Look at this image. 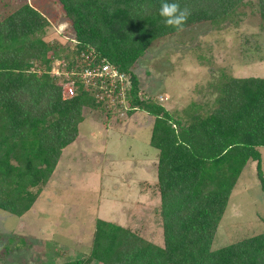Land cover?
<instances>
[{"label":"trees","instance_id":"1","mask_svg":"<svg viewBox=\"0 0 264 264\" xmlns=\"http://www.w3.org/2000/svg\"><path fill=\"white\" fill-rule=\"evenodd\" d=\"M73 31L82 66L92 47L95 65H112L130 80L127 117H153L149 144L157 150L156 182L163 246L97 219L85 260L61 264H264V232L211 249L235 183L248 161L264 191L258 148H264V78L229 77L212 87L213 106L183 121L162 105L139 98L132 67L155 40L176 33L159 16L161 0H57ZM173 2V0H169ZM190 16L184 29L213 25L244 0H175ZM264 21V0H257ZM47 19L24 3L0 13V210L21 215L36 200L62 150L71 144L83 109L97 108L91 88L76 85L64 98V80L51 76L55 43L41 38ZM77 81V78H75ZM199 108V107H198Z\"/></svg>","mask_w":264,"mask_h":264},{"label":"rangeland","instance_id":"2","mask_svg":"<svg viewBox=\"0 0 264 264\" xmlns=\"http://www.w3.org/2000/svg\"><path fill=\"white\" fill-rule=\"evenodd\" d=\"M24 3L48 21L40 36L55 43L53 76L59 63L77 55L73 31L57 0H0V13ZM132 72L139 98L162 105L183 121L195 111L205 114L213 106L215 84L229 77L264 78V21L257 0H244L215 25L203 22L155 40ZM101 104L83 109L75 140L62 150L35 202L19 216L0 210V264L85 260L97 219L163 246L157 150L149 144L153 117L142 111L115 115L114 102ZM258 152L264 178V148ZM255 165L248 161L238 177L211 249L264 232V191Z\"/></svg>","mask_w":264,"mask_h":264},{"label":"built area","instance_id":"3","mask_svg":"<svg viewBox=\"0 0 264 264\" xmlns=\"http://www.w3.org/2000/svg\"><path fill=\"white\" fill-rule=\"evenodd\" d=\"M94 58V52L86 48L80 54L82 66L75 64L74 68L67 71L65 63H59V70L54 75L64 80L61 84L63 97H72L75 86L81 84L83 87L91 88L93 97L98 104L108 105V100H111L114 102L115 115L121 113L125 115L128 109L126 91L130 87L126 79L127 76L105 61L95 65Z\"/></svg>","mask_w":264,"mask_h":264},{"label":"clouds","instance_id":"4","mask_svg":"<svg viewBox=\"0 0 264 264\" xmlns=\"http://www.w3.org/2000/svg\"><path fill=\"white\" fill-rule=\"evenodd\" d=\"M159 16L166 27L174 28L177 32H180L184 29V25L190 16V11L187 7L182 8L175 0L173 2L161 0Z\"/></svg>","mask_w":264,"mask_h":264}]
</instances>
